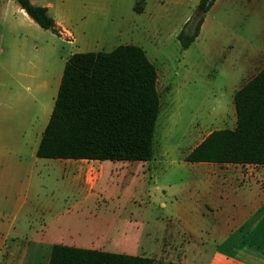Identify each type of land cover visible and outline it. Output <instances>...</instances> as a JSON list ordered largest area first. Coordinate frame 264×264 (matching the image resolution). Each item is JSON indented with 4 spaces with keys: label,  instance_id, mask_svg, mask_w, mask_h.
I'll return each instance as SVG.
<instances>
[{
    "label": "rangeland",
    "instance_id": "1",
    "mask_svg": "<svg viewBox=\"0 0 264 264\" xmlns=\"http://www.w3.org/2000/svg\"><path fill=\"white\" fill-rule=\"evenodd\" d=\"M199 1L30 0L46 7L64 28L59 27L57 36L24 17L15 0H0V98H12L6 107H0V245L1 229L12 222L17 196L26 183L2 172L10 164L31 165L37 135L48 122L66 61L76 53L110 52L118 46L133 45L145 52L157 72L160 110L153 136L155 162L151 174L139 185L137 202L114 209L113 218L120 219L113 242L105 250L146 255L155 264L181 260L183 254L172 250L168 229L177 228L179 215L181 224L199 226L192 216L194 206L191 213L188 210L192 202L188 198L200 197L207 183L202 178L205 165L186 163L185 158L212 131L235 128L233 94L264 68V0H215L206 13L198 11ZM200 16L204 21L198 37L188 49L181 50L177 35L182 29L191 33ZM29 71L45 75L50 87L47 92L37 90V102L26 108L16 100L32 93L24 90L27 84L19 86L23 84L22 74ZM36 85L37 81L32 82V89ZM4 92L8 94L4 96ZM10 142L13 144L8 146ZM8 149L17 151L21 161L12 163L6 156ZM117 164L121 168L125 163ZM110 177L105 176L101 184L121 183V177ZM121 184L123 200L132 189ZM251 190L244 182L238 194L252 199L255 194ZM215 218L210 217L209 224ZM126 219L134 222L128 239L118 235ZM142 232L149 236L156 232L157 236L145 235L142 242L137 241ZM16 239L12 237L8 246L18 255ZM193 243L186 259L190 256V264H208L214 245ZM7 253L0 250V264L6 263ZM49 254L50 250L42 248L35 263L30 264H47Z\"/></svg>",
    "mask_w": 264,
    "mask_h": 264
},
{
    "label": "crops",
    "instance_id": "2",
    "mask_svg": "<svg viewBox=\"0 0 264 264\" xmlns=\"http://www.w3.org/2000/svg\"><path fill=\"white\" fill-rule=\"evenodd\" d=\"M19 12L33 22L20 8ZM56 24L65 31L58 22ZM39 73L29 71L21 76L23 84L19 86L27 84L23 86L24 90L32 93L26 94L25 99L18 97L16 101L26 108L33 107L37 102L34 95L37 90L47 92L50 87L45 75ZM34 81H37V85L32 89ZM7 94L4 92V96ZM11 100L10 95L0 98V107H6ZM44 129L37 135L30 156L31 165L10 164L2 172L26 181L24 190L17 196L12 222L1 229L4 233L0 250L8 252L5 264L35 263L36 254L42 248L51 253L54 245L106 252V246L113 242L114 231L118 228L116 222L120 219V216L113 218L114 209L137 202L139 185L151 174V165L155 162L153 157L144 163L40 159L36 157V150ZM12 144L10 142L8 146ZM8 150L6 156L10 157L12 163L19 160L21 155L17 151ZM120 162L125 164L118 168L117 163ZM137 164L141 166L135 167ZM200 164L205 165L206 173L202 174V178L207 182L206 187L200 197L188 198L192 201L188 210L191 213V207L194 206L192 212L196 210V213H192V216L200 224L195 227H191L188 222L181 224L183 219L179 215L175 220L177 228L168 229L172 250L183 254L181 260L173 264L191 263L190 256L186 259V253L194 241L199 242L201 247H205L207 242L214 245V254L208 264H264V165ZM105 176L121 177V183L131 186V193L122 200V184H113L114 187L110 183L102 185ZM127 177L135 180V183L130 184L131 180ZM244 182L252 188L254 198L244 199L238 194ZM210 217H216L211 224ZM120 226L122 231L118 233L119 237L128 239L134 222L126 219ZM145 235L156 237L157 233L153 232V236H149L142 232L136 236L137 241L142 242ZM12 237L19 238L16 239L19 243L15 244L18 255L13 254L8 246Z\"/></svg>",
    "mask_w": 264,
    "mask_h": 264
},
{
    "label": "trees",
    "instance_id": "3",
    "mask_svg": "<svg viewBox=\"0 0 264 264\" xmlns=\"http://www.w3.org/2000/svg\"><path fill=\"white\" fill-rule=\"evenodd\" d=\"M41 29L60 36L46 7L15 0ZM215 0H200L206 13ZM200 16L191 33L177 35L186 50L200 33ZM157 72L137 46L110 52L76 53L66 61L52 112L36 150L40 159L148 162L160 110ZM235 128L215 130L186 156L187 163L264 165V68L234 94ZM48 264H155L147 257L51 248Z\"/></svg>",
    "mask_w": 264,
    "mask_h": 264
}]
</instances>
